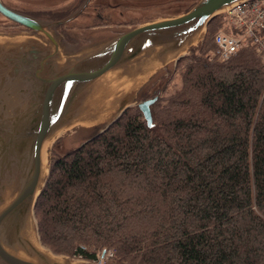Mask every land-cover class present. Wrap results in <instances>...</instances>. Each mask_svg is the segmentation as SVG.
Wrapping results in <instances>:
<instances>
[{"label":"trees","instance_id":"1","mask_svg":"<svg viewBox=\"0 0 264 264\" xmlns=\"http://www.w3.org/2000/svg\"><path fill=\"white\" fill-rule=\"evenodd\" d=\"M207 44L180 64L183 87L157 96L152 128L130 109L54 155L35 208L44 246L86 261L113 250L114 264H264V59L209 63Z\"/></svg>","mask_w":264,"mask_h":264},{"label":"water","instance_id":"2","mask_svg":"<svg viewBox=\"0 0 264 264\" xmlns=\"http://www.w3.org/2000/svg\"><path fill=\"white\" fill-rule=\"evenodd\" d=\"M247 1L200 0L186 14L84 53L71 52L56 33L67 21L27 17L0 1L1 14L32 32L0 37V264H73L43 245L35 218L49 178V144L74 129L84 138L78 150L104 134L152 76L187 56L220 13ZM157 100L138 104L149 128Z\"/></svg>","mask_w":264,"mask_h":264},{"label":"rangeland","instance_id":"3","mask_svg":"<svg viewBox=\"0 0 264 264\" xmlns=\"http://www.w3.org/2000/svg\"><path fill=\"white\" fill-rule=\"evenodd\" d=\"M10 6L16 7L21 11H29L30 7L28 1L26 3H17V0H4ZM37 8L34 9L38 12H47L50 10V7L55 8L59 1L56 0H36ZM200 0H133L132 1V12H125L127 18L120 17L118 13L117 24L113 25H101L95 24L92 18L89 20L87 18L72 22L66 26L64 30H69V38L67 40L56 28V33L61 37V40L66 43L67 47L71 52H87L94 50L108 40L120 36L132 29L137 27L164 20L170 18H176L183 14L189 12ZM60 5V4H59ZM94 4L88 10L85 16L94 11ZM226 11L220 13L214 20L217 18L220 19L221 29L224 28L226 20L224 14ZM214 20L212 22H214ZM50 22L49 20H44ZM212 22L205 30L203 36L197 43L187 52V56L180 59L177 63L176 61L171 62L167 67L161 69L157 74L151 77L147 85L137 96V103L131 109H137L138 104L146 101L144 98L149 96L150 98H156L157 96L161 99L173 96L183 87V73L185 71L184 66L180 64L192 57L193 53H196V56L200 54V51L207 44L209 48H212V51L206 53L205 60L209 63H222L218 58L214 56V45L213 40L210 37L218 31V27L215 24L212 25ZM15 25L9 20L5 19L0 15V37H6L11 35H22V36H31L32 32L25 27L19 28L14 27ZM219 30V31H220ZM209 35V37H208ZM208 37V38H207ZM208 39V40H207ZM210 39V40H209ZM94 47V48H93ZM247 50V49H246ZM242 52V51H241ZM239 54V53H238ZM130 110V109H129ZM80 132L77 130H71L59 134V136L49 144L46 151L47 165H48V175H50L52 159L54 155H63L72 151L81 141L83 136L79 135ZM84 139V138H83ZM36 216V215H35ZM36 218V217H35ZM37 220V219H36ZM38 223V222H37ZM46 247V246H45ZM47 248V247H46ZM49 249V248H47ZM50 250V249H49ZM51 251V250H50ZM54 253V252H53ZM103 256L100 257L103 259L101 264H114L115 252L113 250L102 252ZM112 255H111V254ZM55 254V253H54ZM101 254V253H100ZM98 254V256L100 255ZM61 259L71 262L73 264H100L95 261H86L80 259L77 255L67 256V255H58Z\"/></svg>","mask_w":264,"mask_h":264},{"label":"built area","instance_id":"4","mask_svg":"<svg viewBox=\"0 0 264 264\" xmlns=\"http://www.w3.org/2000/svg\"><path fill=\"white\" fill-rule=\"evenodd\" d=\"M224 17L227 25L215 36L214 56L225 63L241 51L253 49L264 59V0H251L235 5L226 11ZM102 254L95 262L102 263Z\"/></svg>","mask_w":264,"mask_h":264},{"label":"flooded vegetation","instance_id":"5","mask_svg":"<svg viewBox=\"0 0 264 264\" xmlns=\"http://www.w3.org/2000/svg\"><path fill=\"white\" fill-rule=\"evenodd\" d=\"M0 1L5 7L9 8L10 10L27 17H31L39 20H49L50 22L55 24H59L61 22L67 21L66 23L59 24L57 26V30L67 40H70L68 34L69 30L67 29L64 30V28L66 27L64 25L85 18H87L88 20L92 18L95 24L113 25V24H117L116 20L118 18V13L121 19L127 18L125 12H127V14L131 13L133 8L132 5L133 0H56L59 1V3L56 5L55 8L50 7V10L47 12H38L34 10L37 8L36 0H27L28 2L26 0L16 1L19 4L27 2L30 7L29 11L27 10L21 11L16 7L10 6L4 0H0ZM92 4H94L93 6L94 11L92 13H89L87 16H85L88 10L92 7ZM0 15L5 19L9 20V22H12L15 25L14 27H19V28L23 27L22 25L15 23L11 19L6 18L3 14L0 13Z\"/></svg>","mask_w":264,"mask_h":264}]
</instances>
